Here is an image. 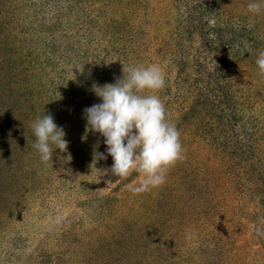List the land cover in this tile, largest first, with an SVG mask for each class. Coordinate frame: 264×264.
<instances>
[{"label":"rangeland","instance_id":"rangeland-1","mask_svg":"<svg viewBox=\"0 0 264 264\" xmlns=\"http://www.w3.org/2000/svg\"><path fill=\"white\" fill-rule=\"evenodd\" d=\"M250 2L0 0V264H264V11ZM141 64L163 69L155 94L184 159L134 195L139 174L111 175V156L92 167L106 145L84 109ZM44 114L68 141L47 164Z\"/></svg>","mask_w":264,"mask_h":264},{"label":"clouds","instance_id":"clouds-1","mask_svg":"<svg viewBox=\"0 0 264 264\" xmlns=\"http://www.w3.org/2000/svg\"><path fill=\"white\" fill-rule=\"evenodd\" d=\"M247 10L253 15L261 13L264 0H253ZM208 22L215 26L214 18ZM249 51L245 43L244 53ZM255 63L259 75L264 77V52L259 53ZM165 86V74L158 64L130 65L123 67V77L115 83L94 87L101 102L84 109L87 130L102 136L106 145V154L93 153L92 167L111 156V175L124 180L134 172L139 174L138 183L130 187L134 195L163 185L170 168L184 159L181 134L168 118L164 102L155 94ZM32 129L36 137L33 146L43 163L52 161L53 146L61 152L67 151L66 133L51 114L37 118ZM254 230L264 236V226Z\"/></svg>","mask_w":264,"mask_h":264}]
</instances>
